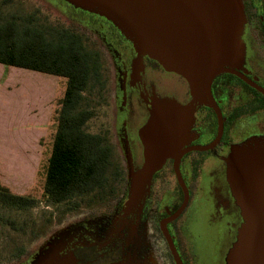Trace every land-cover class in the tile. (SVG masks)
Segmentation results:
<instances>
[{"label":"flooded vegetation","instance_id":"1","mask_svg":"<svg viewBox=\"0 0 264 264\" xmlns=\"http://www.w3.org/2000/svg\"><path fill=\"white\" fill-rule=\"evenodd\" d=\"M242 1L244 64L214 80L216 107L197 109L187 152L178 164L169 159L154 175L142 204L127 209L129 161L136 170L144 163L140 129L156 100L190 102L189 86L139 55L112 22L65 0H46L76 22L61 28L81 35L88 45L90 36L96 37L112 60L113 127L121 152L116 162L111 149L105 184L78 197L89 200L85 207L73 206L76 219L61 230L66 239L62 254H73L77 264H118L129 258L141 264H226L243 217L225 159L234 147L264 139V0ZM100 60L103 66L101 55Z\"/></svg>","mask_w":264,"mask_h":264},{"label":"water","instance_id":"2","mask_svg":"<svg viewBox=\"0 0 264 264\" xmlns=\"http://www.w3.org/2000/svg\"><path fill=\"white\" fill-rule=\"evenodd\" d=\"M65 1L112 22L139 55L157 61L189 86L190 102L156 100L148 121L139 131L144 163L136 170L129 161L127 209L138 207L150 193L154 175L169 159L178 164L187 152L185 147L191 142L197 109L216 107L212 95L214 80L244 64L247 21L243 1ZM225 163L233 197L243 217L226 264H264V139L234 147ZM65 240L62 237L48 243L29 264H77L73 254H62ZM118 264L141 263L129 258Z\"/></svg>","mask_w":264,"mask_h":264},{"label":"rangeland","instance_id":"3","mask_svg":"<svg viewBox=\"0 0 264 264\" xmlns=\"http://www.w3.org/2000/svg\"><path fill=\"white\" fill-rule=\"evenodd\" d=\"M0 10L2 19L12 14L25 18L37 13L38 24L43 28H69L76 23L66 16L64 10L51 6L46 0H0ZM88 46L102 56L104 89L101 90L98 81L93 79L85 92L83 109L93 113L85 131L101 136L103 146L113 149L114 161L118 162L121 152L113 127L115 110L112 98V60L103 52L96 37L90 36ZM64 90V81L58 77L0 65V180L13 193L30 195L40 201L34 209L26 212L1 210L2 215L16 221V226L13 228L0 224V264H29L48 243L64 237L65 232L61 230L76 219L77 208L73 210V206L78 204L85 207L88 203L87 197L62 204L49 203L42 198L45 167L56 133L54 117L60 109L58 102L63 97ZM49 93L52 94V130L50 133L46 129L49 135L37 144L34 140L42 135V129L37 124L42 125L41 109L43 104L48 109V100L45 104L44 99ZM17 104L21 111L29 106L34 108L37 115L34 118L36 126L32 123L21 126L20 147L11 143L3 145L7 133L8 142L11 138L12 118Z\"/></svg>","mask_w":264,"mask_h":264},{"label":"trees","instance_id":"4","mask_svg":"<svg viewBox=\"0 0 264 264\" xmlns=\"http://www.w3.org/2000/svg\"><path fill=\"white\" fill-rule=\"evenodd\" d=\"M36 14L0 17V64L64 81L42 193L47 202L62 204L87 195L107 179L111 148L103 146L101 136L85 131L93 113L83 109L93 79L104 89L103 66L100 55L90 50L84 37L64 28H43ZM39 202L33 196L13 193L0 180V212H26ZM0 224L14 228L16 221L0 213Z\"/></svg>","mask_w":264,"mask_h":264},{"label":"crops","instance_id":"5","mask_svg":"<svg viewBox=\"0 0 264 264\" xmlns=\"http://www.w3.org/2000/svg\"><path fill=\"white\" fill-rule=\"evenodd\" d=\"M19 69H21V68H19ZM22 70H25V69H22ZM27 71H30V70H27ZM23 77H26V75H24ZM1 78H2V76H1ZM48 95L49 96L46 99H44L45 104H46V101L48 100V107H47L48 109H46V106H44V104H43V107L41 109L42 125L37 124L38 127L42 129V135L39 136L37 138V140H34V142L35 143L37 142V144H39V140H42V142H43V139H45L46 136L49 135V133H46V129H49L50 133L52 130V126H51L52 125V119H53V115H52L53 114L52 113V94L49 93ZM28 104H29V102H28ZM34 118H37V115L35 114L34 108L29 106L28 109H23L21 111L19 104H17L16 111L13 113V118H12L13 129H12V133L10 135L11 138L8 142L9 137H8V133H7V139L3 143V145H7V144L11 143L12 145L15 144L16 147H20V140L19 139H20L21 126L24 127V124H26V123H28V124L32 123V125L36 126ZM4 129L6 131H8L5 127H4ZM42 142L40 141V145L42 144ZM27 153H28V151H27Z\"/></svg>","mask_w":264,"mask_h":264}]
</instances>
